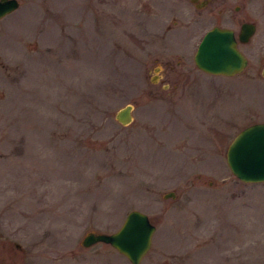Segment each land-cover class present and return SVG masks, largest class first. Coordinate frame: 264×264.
Instances as JSON below:
<instances>
[{
	"label": "rangeland",
	"instance_id": "374dc122",
	"mask_svg": "<svg viewBox=\"0 0 264 264\" xmlns=\"http://www.w3.org/2000/svg\"><path fill=\"white\" fill-rule=\"evenodd\" d=\"M182 2L18 0L0 16V264H264V180L224 158L264 119V0L225 9L235 31L256 24L231 75L192 59L222 13ZM132 207L155 224L137 263L80 243Z\"/></svg>",
	"mask_w": 264,
	"mask_h": 264
},
{
	"label": "water",
	"instance_id": "95a60500",
	"mask_svg": "<svg viewBox=\"0 0 264 264\" xmlns=\"http://www.w3.org/2000/svg\"><path fill=\"white\" fill-rule=\"evenodd\" d=\"M18 0H0V16L14 9ZM254 25L242 21L237 37L244 40ZM194 64L207 72L232 74L239 71L246 58L236 45L230 27L211 25L201 34L192 54ZM264 74V67L261 70ZM113 117L121 124L132 120V103L124 102L116 107ZM225 162L230 172L242 181L264 180V120L249 122L238 129L229 139L224 150ZM166 190L163 195H173ZM155 228L146 212L132 207L120 224L111 231L87 230L80 237L82 245L97 241L109 243L124 254L131 263H137L147 251Z\"/></svg>",
	"mask_w": 264,
	"mask_h": 264
},
{
	"label": "flooded vegetation",
	"instance_id": "af4514ba",
	"mask_svg": "<svg viewBox=\"0 0 264 264\" xmlns=\"http://www.w3.org/2000/svg\"><path fill=\"white\" fill-rule=\"evenodd\" d=\"M182 1H183L182 3L186 4L187 6L193 8V9H200V8H203V7H207V8H214L216 12L222 13L223 20L225 22H223L222 19H220V21H216V22L212 23L211 25H219V26L230 27L232 29V31H233V34H234L235 38H236V45L237 46H238V42L239 41L246 42L249 39V37L251 36V34L254 32V30H255V27H256L255 22L253 20L247 19L245 17H239L238 18V21H237V23H238V29L236 31L226 21L227 19H230V16L227 13H225V9L230 8V5H231L232 9L235 10V11H237V10H239V9H241L243 7V4H245L246 0H182ZM242 21H249V22H251L254 25V28H253V31L247 36L246 39L239 40L238 37H237V33H238V30H239V25H240V23ZM238 48H239V46H238ZM241 52L244 54V52L242 50H241ZM244 56H245L246 62H247V57H246L245 54H244ZM178 61L179 60L177 59V62ZM246 62H245V64H246ZM245 64L243 65V67L245 66ZM263 67H264V61L261 64V67H260V70H259L260 74L264 77V74H262V72H261V70H262ZM234 73H236V72H234Z\"/></svg>",
	"mask_w": 264,
	"mask_h": 264
}]
</instances>
